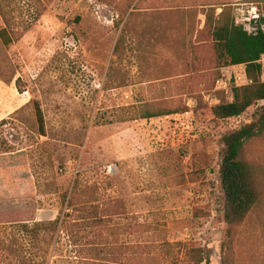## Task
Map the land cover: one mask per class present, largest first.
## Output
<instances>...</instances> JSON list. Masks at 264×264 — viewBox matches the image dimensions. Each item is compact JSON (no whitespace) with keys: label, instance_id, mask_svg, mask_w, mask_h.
<instances>
[{"label":"rangeland","instance_id":"1","mask_svg":"<svg viewBox=\"0 0 264 264\" xmlns=\"http://www.w3.org/2000/svg\"><path fill=\"white\" fill-rule=\"evenodd\" d=\"M203 7L228 9L248 32L264 26V0H0V264H97L64 221L60 194L77 177L97 192L98 248L121 251L122 264L133 251L184 264V244L203 248L199 264H264V133L241 151L259 168L257 202L235 227L220 177L222 137L256 120L264 101L212 114L250 81L243 65L214 67L203 35L190 54L183 9ZM165 106L177 112L137 118ZM58 215L39 236L19 227Z\"/></svg>","mask_w":264,"mask_h":264},{"label":"trees","instance_id":"2","mask_svg":"<svg viewBox=\"0 0 264 264\" xmlns=\"http://www.w3.org/2000/svg\"><path fill=\"white\" fill-rule=\"evenodd\" d=\"M181 3V2H180ZM182 5H177L181 8ZM138 9V8H136ZM134 12L129 17H134ZM183 12L192 16L191 38L187 48H190L193 58H197L196 48L203 42L209 41L214 54V67L226 69L232 66L243 65L246 78L250 81L242 86L231 88L232 100L222 102L212 107V114L216 118H233L240 116L246 109L258 101H264V26L259 21L253 32H248L241 24H236L235 18L228 9L223 8L216 13L214 7H203L200 12L197 8L183 9ZM204 19L197 22L198 15ZM165 15V14H164ZM174 15L167 16L172 18ZM197 23L198 27H197ZM201 24V27H199ZM124 42V29L122 30L115 48L114 55L120 56ZM176 107L144 108L137 118H151L161 115L176 113ZM35 115L40 127L44 120L39 105H35ZM264 133V104L261 106L258 118L249 121L232 132L225 134L222 139L225 153L221 162V184L226 197L225 222L230 227H235L243 221L247 213L252 210L257 202L255 177L259 168L255 164L241 158L243 146L251 139ZM97 193V192H96ZM95 190L88 184H83L80 178L73 182L70 194H60L62 205L66 203L64 221L73 228V244L81 246L86 251L85 261L97 264H122L119 258L122 252L112 249L106 252L98 248L103 238L105 228L104 218L99 216L98 205H93ZM58 215L48 222L19 223L21 231L28 235L39 236L41 231L51 227L56 228L59 223ZM184 264H199L207 260L203 248L194 244L182 245ZM114 249V247H113ZM111 258L109 259L108 256ZM138 251L127 253L123 264H157L153 258H141ZM138 256V257H137Z\"/></svg>","mask_w":264,"mask_h":264}]
</instances>
